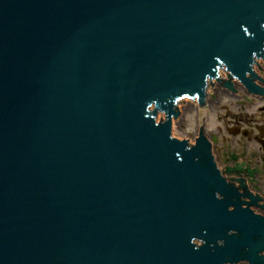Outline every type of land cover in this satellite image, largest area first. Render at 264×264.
<instances>
[{
	"label": "water",
	"instance_id": "1",
	"mask_svg": "<svg viewBox=\"0 0 264 264\" xmlns=\"http://www.w3.org/2000/svg\"><path fill=\"white\" fill-rule=\"evenodd\" d=\"M263 48L264 0H0V264H256L172 116Z\"/></svg>",
	"mask_w": 264,
	"mask_h": 264
},
{
	"label": "flooded vegetation",
	"instance_id": "2",
	"mask_svg": "<svg viewBox=\"0 0 264 264\" xmlns=\"http://www.w3.org/2000/svg\"><path fill=\"white\" fill-rule=\"evenodd\" d=\"M254 56L264 57V48ZM251 61L243 81L233 77L234 80L229 78L221 82L218 71L223 66L219 64L215 69V75L210 79L213 82L218 77L213 87L215 94H208V83L201 102L208 106L220 104L225 96H229L234 111L229 122L224 120L214 134L207 133L206 128L199 129V137L190 148L197 152L196 160L221 179L216 192L231 202L232 210L240 207L264 219V69L259 70H263V81H259L258 71L252 67L253 59ZM229 81L234 89L227 87ZM255 240L259 241V237ZM245 251L243 256H246ZM256 264H264V248L258 252Z\"/></svg>",
	"mask_w": 264,
	"mask_h": 264
},
{
	"label": "rangeland",
	"instance_id": "3",
	"mask_svg": "<svg viewBox=\"0 0 264 264\" xmlns=\"http://www.w3.org/2000/svg\"><path fill=\"white\" fill-rule=\"evenodd\" d=\"M261 58L263 63L253 60V65L264 69V57ZM262 77L263 71L259 81H263ZM216 81L215 79L213 81L214 85L211 84V87H209L208 94L210 96L215 94L213 87L216 86ZM230 100L229 96H225L220 104H211L210 106H208V103H200L197 97H184V100H176L180 104L178 115L172 116V133H181L184 140H195L199 134V129L203 128H206L207 133L214 134L222 127L224 120L229 122L228 119L231 118L234 108H232ZM258 105L262 106L263 104L258 103Z\"/></svg>",
	"mask_w": 264,
	"mask_h": 264
},
{
	"label": "bare ground",
	"instance_id": "4",
	"mask_svg": "<svg viewBox=\"0 0 264 264\" xmlns=\"http://www.w3.org/2000/svg\"><path fill=\"white\" fill-rule=\"evenodd\" d=\"M222 73H223V77H219L220 78V81L221 82H226L229 80V75H228V72H226L225 68H222ZM218 78V77H217ZM216 78V80H217ZM231 80H234L233 77H231ZM237 80V79H236ZM212 81V80H211ZM215 81V80H214ZM211 84H214L213 82L210 83V87H211ZM172 127H173V124H172ZM173 130V128H172Z\"/></svg>",
	"mask_w": 264,
	"mask_h": 264
}]
</instances>
